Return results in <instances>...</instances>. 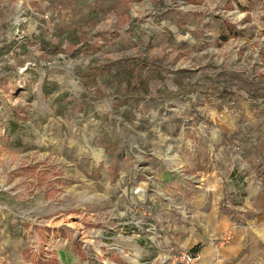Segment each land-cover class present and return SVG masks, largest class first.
<instances>
[{
  "label": "rangeland",
  "instance_id": "rangeland-1",
  "mask_svg": "<svg viewBox=\"0 0 264 264\" xmlns=\"http://www.w3.org/2000/svg\"><path fill=\"white\" fill-rule=\"evenodd\" d=\"M263 125L264 0H0V264H177L162 196L264 184Z\"/></svg>",
  "mask_w": 264,
  "mask_h": 264
},
{
  "label": "crops",
  "instance_id": "crops-1",
  "mask_svg": "<svg viewBox=\"0 0 264 264\" xmlns=\"http://www.w3.org/2000/svg\"><path fill=\"white\" fill-rule=\"evenodd\" d=\"M205 167L186 176L183 188H179L176 176L175 181L170 177L172 191L162 197L175 215L163 219L164 245L176 253L185 250L199 255L203 264H262L264 184L250 173V182L243 184L241 173L223 170L216 163ZM162 178L166 181L169 176ZM155 190L159 194V189ZM227 232H231V239L218 244L217 239Z\"/></svg>",
  "mask_w": 264,
  "mask_h": 264
},
{
  "label": "built area",
  "instance_id": "built-area-1",
  "mask_svg": "<svg viewBox=\"0 0 264 264\" xmlns=\"http://www.w3.org/2000/svg\"><path fill=\"white\" fill-rule=\"evenodd\" d=\"M143 192V189L138 186L133 190L134 195L141 194ZM231 239V232H227L222 235L219 239H217L218 244L225 243ZM174 262L177 264H203L201 261V258L199 255H193L185 250H180L175 259Z\"/></svg>",
  "mask_w": 264,
  "mask_h": 264
},
{
  "label": "trees",
  "instance_id": "trees-1",
  "mask_svg": "<svg viewBox=\"0 0 264 264\" xmlns=\"http://www.w3.org/2000/svg\"><path fill=\"white\" fill-rule=\"evenodd\" d=\"M216 92L217 91H215V92H212V91L207 92L206 91L207 94L210 93L211 95L214 94L215 96H218L217 98H220V99H229L230 94L227 93L226 91H221V92H218V93H216Z\"/></svg>",
  "mask_w": 264,
  "mask_h": 264
}]
</instances>
